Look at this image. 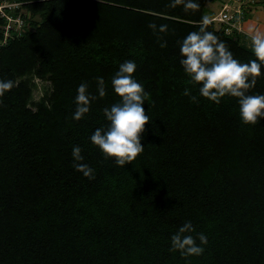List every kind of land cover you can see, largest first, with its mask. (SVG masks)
I'll return each instance as SVG.
<instances>
[{
  "label": "trees",
  "instance_id": "trees-1",
  "mask_svg": "<svg viewBox=\"0 0 264 264\" xmlns=\"http://www.w3.org/2000/svg\"><path fill=\"white\" fill-rule=\"evenodd\" d=\"M215 1L185 11L172 0H0L24 23L5 36L0 16V80L15 83L0 97V264H264V118L246 125L237 99L200 97L180 64L179 42ZM207 30L240 62L256 59L240 34ZM126 60L150 94L151 123L144 152L120 167L90 137L120 100L111 80ZM261 71L249 94H264ZM35 79L49 83L36 102ZM82 82L97 99L76 121ZM74 146L95 179L74 169ZM187 221L208 238L200 256L171 251Z\"/></svg>",
  "mask_w": 264,
  "mask_h": 264
},
{
  "label": "clouds",
  "instance_id": "clouds-1",
  "mask_svg": "<svg viewBox=\"0 0 264 264\" xmlns=\"http://www.w3.org/2000/svg\"><path fill=\"white\" fill-rule=\"evenodd\" d=\"M178 5H183L185 11H196L200 8L197 0H172L170 7L175 8ZM211 23L212 18L204 15L199 30L190 32L179 42L180 64L189 77V83L198 86L200 97L217 104L225 97L237 99L242 122L255 125L264 118V94H249V91L255 88L257 78L262 75L264 30H253L250 38L256 59L242 63L234 58L224 41L214 32L207 30ZM148 27L159 33H166L168 30L167 24L157 26L150 23ZM166 46V42L160 43L161 48ZM136 69L137 65L133 60H126L119 65L111 85L120 100L103 109L108 124L106 127L97 128L90 137L92 144L102 151L105 158H113L120 167L131 164L144 152L141 138L145 126L151 123L144 108L150 94L145 92L144 86L134 78ZM14 86L12 80H0V97ZM97 92L101 98L106 95L102 77L97 78ZM182 94L190 97L193 103L199 102L198 97L193 95L188 87ZM96 99L97 96L90 93L88 83L82 82L77 89L76 110L72 118L81 120L89 113L90 105ZM82 151L79 146L73 147V167L86 178L95 179V170L83 162ZM207 243V236L202 232L196 233L191 221H187L171 236V251H179L185 257L200 256L204 253Z\"/></svg>",
  "mask_w": 264,
  "mask_h": 264
},
{
  "label": "built area",
  "instance_id": "built-area-1",
  "mask_svg": "<svg viewBox=\"0 0 264 264\" xmlns=\"http://www.w3.org/2000/svg\"><path fill=\"white\" fill-rule=\"evenodd\" d=\"M16 4H6L0 5V16L6 17L7 25L5 26V36H7L8 30L11 28V23L15 22L17 26L22 25V21L17 17L16 19H12L4 12V8L9 10H14L17 8ZM244 21V11L241 5L234 6L231 3L223 5L222 9L219 13L212 18V23L215 26L216 30H221L224 34L230 36L235 33H241V24Z\"/></svg>",
  "mask_w": 264,
  "mask_h": 264
},
{
  "label": "rangeland",
  "instance_id": "rangeland-1",
  "mask_svg": "<svg viewBox=\"0 0 264 264\" xmlns=\"http://www.w3.org/2000/svg\"><path fill=\"white\" fill-rule=\"evenodd\" d=\"M259 1L260 0H216L214 3H208L206 6H207V10L210 13V18H213L219 13L223 5L228 4V3H231L234 6L241 5V7L243 8V11H247L249 12V14L253 11L264 9V7L258 6L257 2ZM6 4L7 3H4V2L0 3V5H6ZM21 14L25 17H29V15L25 11H21ZM10 25H11L10 28L14 29L15 32H19L23 30L24 23H22V25L20 26H17L15 22H12ZM242 27L243 25L241 24V32L243 31ZM242 43H244L248 47H251V41L248 39L247 40L244 39ZM34 82L36 84V88L33 92V101L36 102L41 98V96L43 95V92L46 89H48L49 83L38 80V79H35Z\"/></svg>",
  "mask_w": 264,
  "mask_h": 264
},
{
  "label": "crops",
  "instance_id": "crops-1",
  "mask_svg": "<svg viewBox=\"0 0 264 264\" xmlns=\"http://www.w3.org/2000/svg\"><path fill=\"white\" fill-rule=\"evenodd\" d=\"M243 31L240 33L241 41L248 39L251 41L253 30H264V9L251 12L248 17L242 22Z\"/></svg>",
  "mask_w": 264,
  "mask_h": 264
}]
</instances>
